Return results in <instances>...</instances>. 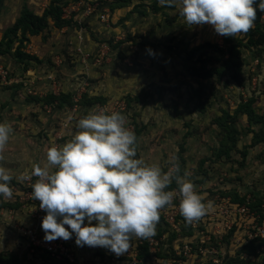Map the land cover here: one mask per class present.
<instances>
[{
  "label": "rangeland",
  "instance_id": "374dc122",
  "mask_svg": "<svg viewBox=\"0 0 264 264\" xmlns=\"http://www.w3.org/2000/svg\"><path fill=\"white\" fill-rule=\"evenodd\" d=\"M97 2L107 21L68 17L57 28L48 20L32 39L10 29L15 21L0 25V123L12 126L0 166L13 177L12 198L0 196V264H264V12L233 38L187 26L158 0ZM99 112L126 116L136 158L165 172L178 158L213 208L188 224L177 196L160 211L156 234L120 256L77 246L75 234L56 239L71 260L32 250L27 231L44 238L46 215L32 199V165L43 166L49 147Z\"/></svg>",
  "mask_w": 264,
  "mask_h": 264
},
{
  "label": "clouds",
  "instance_id": "9594fccd",
  "mask_svg": "<svg viewBox=\"0 0 264 264\" xmlns=\"http://www.w3.org/2000/svg\"><path fill=\"white\" fill-rule=\"evenodd\" d=\"M158 3L175 7L187 26L208 24L218 35L233 38L254 27L257 8L264 12V0ZM125 124L126 116L120 112L90 113L78 120V130L68 142L48 148L43 166L33 163L31 176L37 179L31 195L46 212L41 223L45 241H67L75 234L77 246L102 247L120 256L134 239L156 234L160 211L172 206L177 196L179 213L188 224L198 222L213 208V201L204 202L187 179L189 173L180 174L178 158L168 161L166 172L158 164L136 158V135ZM11 133L9 123H0V161ZM12 179L0 166V196L5 199L13 196ZM173 181L178 191H166Z\"/></svg>",
  "mask_w": 264,
  "mask_h": 264
},
{
  "label": "trees",
  "instance_id": "16d2710c",
  "mask_svg": "<svg viewBox=\"0 0 264 264\" xmlns=\"http://www.w3.org/2000/svg\"><path fill=\"white\" fill-rule=\"evenodd\" d=\"M69 1H76V0H49L48 5L43 9L41 14H36L32 10L24 6L21 13L16 18L15 22L12 24L10 29L15 34L17 32H20L21 37L24 38L26 37V35L27 36L36 35L39 32L43 31L48 25V20L52 21L54 27L59 28L62 26L63 21L67 19L62 17V11L64 5ZM80 9H83V6H80ZM76 13L77 12L74 11L73 15H71L69 18H72L75 21L78 20L77 18L74 17ZM19 44L16 47V51L20 47ZM200 70L201 69L197 67L191 68V72L193 74H196V72L197 74L201 73ZM204 74H206V72H203L200 75H204Z\"/></svg>",
  "mask_w": 264,
  "mask_h": 264
},
{
  "label": "built area",
  "instance_id": "2783aa9c",
  "mask_svg": "<svg viewBox=\"0 0 264 264\" xmlns=\"http://www.w3.org/2000/svg\"><path fill=\"white\" fill-rule=\"evenodd\" d=\"M97 0H76V1H69L68 5L70 6L72 11L77 12L74 17L77 18L79 21L82 19H89L91 16L97 17L100 21L104 22L107 21L109 17L108 8L106 7H99L97 8ZM83 6V9L79 7ZM71 15L66 8L63 7L62 17L68 18ZM23 193V192H22ZM21 193V194H22ZM42 211V210H40ZM29 236L31 241V248H40L44 250L46 253L54 255L58 258H64L71 260V252L67 246L62 244L60 241L54 240L51 242L45 241L44 238H40L37 236L34 230L30 229L27 231V237ZM36 236V237H35ZM57 241V242H56Z\"/></svg>",
  "mask_w": 264,
  "mask_h": 264
},
{
  "label": "crops",
  "instance_id": "0c3cea01",
  "mask_svg": "<svg viewBox=\"0 0 264 264\" xmlns=\"http://www.w3.org/2000/svg\"><path fill=\"white\" fill-rule=\"evenodd\" d=\"M48 3L49 0H0V25L4 20H9V23L15 21L24 6L36 14H41ZM32 36L34 35H28L29 39Z\"/></svg>",
  "mask_w": 264,
  "mask_h": 264
}]
</instances>
